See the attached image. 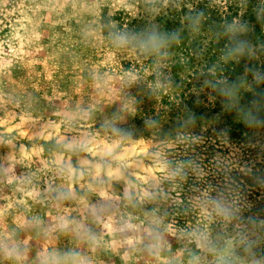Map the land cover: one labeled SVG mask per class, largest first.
Instances as JSON below:
<instances>
[{
	"label": "clouds",
	"instance_id": "obj_1",
	"mask_svg": "<svg viewBox=\"0 0 264 264\" xmlns=\"http://www.w3.org/2000/svg\"><path fill=\"white\" fill-rule=\"evenodd\" d=\"M0 264H264V0H0Z\"/></svg>",
	"mask_w": 264,
	"mask_h": 264
},
{
	"label": "rangeland",
	"instance_id": "obj_2",
	"mask_svg": "<svg viewBox=\"0 0 264 264\" xmlns=\"http://www.w3.org/2000/svg\"><path fill=\"white\" fill-rule=\"evenodd\" d=\"M225 7L217 9L224 13L226 12ZM68 43L74 45V38L69 37ZM37 55L42 63L36 65L28 63L26 65V72L23 74L26 79L32 83L33 87L38 88L45 96H67L68 100L72 99V96L64 91L67 88L69 81H71L72 76L63 71H57L58 66L52 63L47 51H40ZM20 77L21 73L17 72L13 73L9 79L14 83H22L23 81H21ZM155 107L154 104H149L147 109L151 112L155 110ZM160 111L162 114H167L163 106H160ZM137 123H140V121L137 120Z\"/></svg>",
	"mask_w": 264,
	"mask_h": 264
},
{
	"label": "trees",
	"instance_id": "obj_3",
	"mask_svg": "<svg viewBox=\"0 0 264 264\" xmlns=\"http://www.w3.org/2000/svg\"><path fill=\"white\" fill-rule=\"evenodd\" d=\"M205 2H207V1H205ZM201 6H203V5H201ZM225 8H226V12H224V13L219 11V9H216L215 11H213V13H212L213 19L219 20L220 16L224 15L230 20L231 17L236 14L237 9H235L233 6L227 5ZM177 20H178V18H177ZM214 52H215V50L210 48L209 49V57H211L214 54ZM190 100H191V98H189V101ZM147 108H145V111L150 112V110Z\"/></svg>",
	"mask_w": 264,
	"mask_h": 264
}]
</instances>
